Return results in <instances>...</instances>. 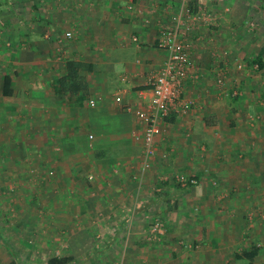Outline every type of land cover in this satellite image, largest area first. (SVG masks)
<instances>
[{
	"label": "crops",
	"instance_id": "1",
	"mask_svg": "<svg viewBox=\"0 0 264 264\" xmlns=\"http://www.w3.org/2000/svg\"><path fill=\"white\" fill-rule=\"evenodd\" d=\"M59 1L62 14L51 10V25L60 17L61 23L72 20L71 27L55 23L53 41L43 43L44 28L35 22L27 31L32 57L17 45L10 55L17 66L11 74L16 102L10 109L24 113L21 124L35 135L29 145L39 153L32 166L59 176L48 191L57 187L61 204L77 202L70 209L92 210L88 221L105 241L122 243L128 235V256H165L172 258L168 264H227L234 254L230 264H245L235 259L236 252L242 254L250 241H264V66L257 74H233L237 82L220 89L206 46L193 41V61L203 81L188 79L184 96L192 108L187 115L169 116L152 167L144 171L138 165L143 129L136 111L148 107L150 79L169 54L159 41L170 24L160 4L170 0ZM68 31L74 32L72 39ZM256 33L253 50L240 54L264 63L261 24ZM69 59L93 67L84 96L58 89ZM2 84L4 79L0 97ZM92 98L95 105L89 103ZM15 142L7 145L18 154H5L7 161L14 158L6 168L10 176L26 157L24 144ZM178 174L196 177L197 183L182 186ZM88 193L93 196L87 198ZM73 219L60 226L72 225L75 232L77 225L81 231L85 222ZM262 244L254 264H264Z\"/></svg>",
	"mask_w": 264,
	"mask_h": 264
},
{
	"label": "rangeland",
	"instance_id": "2",
	"mask_svg": "<svg viewBox=\"0 0 264 264\" xmlns=\"http://www.w3.org/2000/svg\"><path fill=\"white\" fill-rule=\"evenodd\" d=\"M54 3L51 0H0V83L5 75L13 74L17 67L10 61L12 50L17 51V47L24 48L23 51L30 54L27 56L32 57L34 50L27 31L35 22L45 31L41 42L53 41L52 28L55 23L61 24L60 29H66L73 22L67 18L61 23L62 18L54 17L51 25V10L61 15L63 7L59 0ZM160 5L170 15V24L164 27L162 32L173 25L174 16H181L183 25L180 28V38L188 46L192 60H195L193 41L200 40L206 46L204 49L207 50L208 57H212L214 65L212 70L218 77L216 85L218 88L228 89L229 85L235 84L237 80L233 82L231 78L233 74L252 75L254 71H256L254 74L259 72L253 64L256 57L247 55L245 59L240 51L253 50L254 42L258 41L256 30L259 24L264 29V1L170 0L167 5L164 3ZM156 8L158 7H153ZM71 32L74 37V32ZM239 46L241 48L237 51L235 47ZM193 65V75H198L193 79L202 82L204 73L198 70L194 61ZM42 72H46L45 69L39 71L40 74ZM224 75L229 77L225 78ZM11 96L2 94L0 97V264H47L54 256L72 257L67 264H168L172 258H164L165 256L160 258H147L146 255L140 254L137 257L128 256L130 250L128 252L127 247L131 244L128 235L127 238L124 236L122 243H110L108 241L110 239L105 241L103 232L95 233L93 223L88 221L93 219L92 210L84 208L81 212L77 207L70 209V203L76 205L77 202L69 201V205L59 203L62 195L57 191L60 190L56 187L53 191L52 189L48 191V186L51 187L50 182H58L59 176L57 177L53 169L35 171L36 167L32 165L35 164L39 151L35 155L33 147L29 145L30 139L35 135L26 125L21 124L24 113L17 111L18 114L14 115L15 112L10 109L16 102ZM14 141L24 144L26 157L22 160L21 167L18 164L17 167L20 168L10 176L9 174L13 172L6 168H11L9 166L13 164L11 160L14 158L7 161L5 154L14 157L18 154L14 147L7 145ZM138 165L147 171L143 165V156ZM86 196L92 197L93 194L88 193ZM69 219L76 222L83 220L85 223L82 224L81 231L77 225L75 232L72 231V225L60 226L63 220ZM156 227L160 229L162 226L158 223ZM128 228L130 229V226ZM247 242L249 241L246 240L243 245ZM250 242L251 246L262 248L264 241ZM247 248L241 250L244 252ZM136 250L137 247L134 251ZM225 259L224 257L220 260ZM229 261L231 263L234 261V254L227 264H230ZM260 261L258 260L257 264Z\"/></svg>",
	"mask_w": 264,
	"mask_h": 264
},
{
	"label": "built area",
	"instance_id": "3",
	"mask_svg": "<svg viewBox=\"0 0 264 264\" xmlns=\"http://www.w3.org/2000/svg\"><path fill=\"white\" fill-rule=\"evenodd\" d=\"M182 25L181 16L176 15L173 25L163 30L159 46L167 49L169 54L164 64L150 79L149 89L152 93L148 107L136 111L143 129L142 156L146 170L152 167L157 155V141L169 116L172 113L187 115L193 104L184 96V90L188 79L197 78L198 75H193L194 65L189 48L180 38ZM66 37L71 39L73 33L68 31ZM254 66L259 68L257 64ZM117 101H121V97H117ZM89 103L95 105L97 100L92 98ZM92 178L93 176H90V179ZM176 180L182 186H187L190 182L197 183L196 179L184 175H178Z\"/></svg>",
	"mask_w": 264,
	"mask_h": 264
},
{
	"label": "trees",
	"instance_id": "4",
	"mask_svg": "<svg viewBox=\"0 0 264 264\" xmlns=\"http://www.w3.org/2000/svg\"><path fill=\"white\" fill-rule=\"evenodd\" d=\"M253 64H257L259 68L264 66V63L260 62L259 58H256ZM93 67L86 61H77L74 59H69L66 62V73L63 77L57 79L58 89L64 92L79 93L81 92L83 96L88 93V83L86 81V74L91 72ZM12 75H5L3 93L5 96H10L13 94L12 85H13ZM2 90H0V93ZM197 180L196 177H191ZM177 183H179L176 180ZM181 184V183H179ZM192 183L190 182L189 185ZM5 242V241H4ZM10 249V248H9ZM259 253V248L256 246H251L244 250L242 254H235L236 260H245V264H254V259ZM72 257L67 256H54L51 257L47 264H67L70 262Z\"/></svg>",
	"mask_w": 264,
	"mask_h": 264
}]
</instances>
